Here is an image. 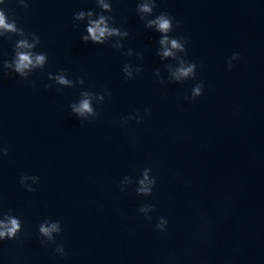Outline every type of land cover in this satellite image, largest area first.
Returning a JSON list of instances; mask_svg holds the SVG:
<instances>
[{"label": "water", "instance_id": "95a60500", "mask_svg": "<svg viewBox=\"0 0 264 264\" xmlns=\"http://www.w3.org/2000/svg\"><path fill=\"white\" fill-rule=\"evenodd\" d=\"M29 5L6 0L5 10L41 37L49 63L29 81L0 71V146L8 147L0 211L23 221L16 240L0 242V264H264V0H158L157 14L180 21L172 35L189 41L186 59L201 65L182 84L167 82L155 54L159 34L144 27L136 0H113V15L130 32L125 50L143 51V60L81 41L74 13L95 0ZM233 52L241 58L229 71ZM12 55V41L0 39V60ZM124 63L143 71L125 80ZM60 68L88 90L111 91L95 122L70 110L79 85L44 87ZM200 81L204 94L185 100ZM145 108L151 115L141 123L121 126ZM146 166L157 177L152 196H137L135 185L119 190L124 175ZM22 173L40 177L35 192L20 184ZM145 203L156 205L151 221L138 212ZM159 216L169 220L166 232L155 229ZM46 218L62 222L57 242L67 256L40 244Z\"/></svg>", "mask_w": 264, "mask_h": 264}, {"label": "clouds", "instance_id": "9594fccd", "mask_svg": "<svg viewBox=\"0 0 264 264\" xmlns=\"http://www.w3.org/2000/svg\"><path fill=\"white\" fill-rule=\"evenodd\" d=\"M18 3L27 8L29 0H18ZM96 7L93 9H81L74 13V20L84 25V30L80 34L83 43H91L93 45L110 44L111 47L123 55L128 57L136 56L139 60H143V51H136L129 47L125 50V41L129 38L130 32L124 28L123 24H118L116 17L113 15V0H95ZM6 0H0V39L12 41L13 55L10 59L0 60V71L4 76L16 75L25 81L37 71L44 70L49 63V55L46 51H38L41 45V37L32 31H25L20 27L17 20L6 10ZM158 0H136V13L144 23L146 29L152 30L159 34L157 47L155 49L156 56L159 57L161 63L167 73V82L170 84H182L188 80L197 78L198 65L197 62L186 59L188 56L189 41L183 35H172L179 26L180 21L167 11L156 13ZM98 9V11H97ZM241 58L239 52H233L227 60V67L230 71L233 63ZM122 73L125 80H134L139 76L143 68L140 64L124 63L122 65ZM155 77L159 79L161 84L165 83V78L161 74V70H155ZM48 80L51 83L45 84L44 87L51 89L54 85L58 86L57 90L63 88H75L77 85L81 87L78 99L70 104L72 114L81 122H95L99 113L97 105L105 102L106 96H111V91L105 88L102 92L88 90L85 88V80L83 77L76 79L69 78L67 69L60 68L56 72L48 73ZM34 86V85H33ZM205 85L203 81L194 84L191 88V94L185 97V100L192 101L204 94ZM144 115H151L148 108L144 109V114L136 111L121 118V126H127L130 121L135 120L141 123ZM0 154L8 155V147L0 146ZM31 181V183H29ZM40 181L38 175H20V184L28 192H35ZM134 187L137 196L150 197L157 185V177L153 175L151 167H144L139 171L136 177L132 175H124L119 181V190L127 192L130 186ZM156 205L145 203L139 207L138 212L142 214L146 220L151 221V213L155 211ZM169 220L165 216H159L155 224V229L160 232H166ZM38 239L41 245L47 246L55 244L54 252L60 257L67 256L65 245L57 242V236L63 232V225L60 220L44 219L37 226ZM23 231L22 219L13 213L12 209L8 211H0V242L6 240H16Z\"/></svg>", "mask_w": 264, "mask_h": 264}]
</instances>
